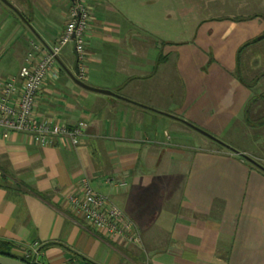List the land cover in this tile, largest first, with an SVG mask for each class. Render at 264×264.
<instances>
[{
	"label": "crops",
	"instance_id": "1",
	"mask_svg": "<svg viewBox=\"0 0 264 264\" xmlns=\"http://www.w3.org/2000/svg\"><path fill=\"white\" fill-rule=\"evenodd\" d=\"M7 1L33 29L0 1V73L15 76L32 45L38 57L59 39L72 0ZM121 1L93 0L98 17L87 2L86 72L95 74L82 82L123 99L76 85L60 66L73 72L74 63L58 57L60 68H51L33 113L68 127L85 122L79 144L0 135V240L41 264H264V172L180 121L219 140L232 126L251 127L244 110L251 84H264V61L250 83L229 71L238 62L235 49L264 38V26L230 15L206 19L191 41L168 46L127 38ZM173 57L182 86L177 100L168 95L164 69ZM83 177L133 222L140 244L108 236L72 211L66 197L80 191Z\"/></svg>",
	"mask_w": 264,
	"mask_h": 264
},
{
	"label": "built area",
	"instance_id": "2",
	"mask_svg": "<svg viewBox=\"0 0 264 264\" xmlns=\"http://www.w3.org/2000/svg\"><path fill=\"white\" fill-rule=\"evenodd\" d=\"M91 20L87 0H72L68 20L59 39L40 55L37 45H32L26 64L15 76L0 73V135L7 138L10 133L29 135L38 145H50L53 139H62L76 147L87 124L78 122L72 127L37 120L33 113L35 99L43 86L47 74L56 64L61 48L68 42L74 45L77 57V78L83 80L86 73L84 34ZM37 57V58H36ZM67 201L78 215L92 227L111 237L138 245L140 236L133 222L105 195L95 191L89 180H80V191L67 195Z\"/></svg>",
	"mask_w": 264,
	"mask_h": 264
},
{
	"label": "rangeland",
	"instance_id": "3",
	"mask_svg": "<svg viewBox=\"0 0 264 264\" xmlns=\"http://www.w3.org/2000/svg\"><path fill=\"white\" fill-rule=\"evenodd\" d=\"M92 1L87 0L93 15L98 17L97 9H94ZM96 4L101 3L96 2ZM54 5L59 8H55L58 11L54 13L59 15L61 6L56 3ZM119 8L125 16L119 18V23H122L123 28L129 31L125 34L127 38L133 34L137 39L146 42L158 44L168 42V46H171L170 42L178 44L191 41L195 36L198 24L206 19L230 15L239 24L247 22L252 25L256 23L259 28L264 26V0H124L119 2ZM54 29L56 30L55 27ZM248 36L250 39L253 38V35L249 33L245 38ZM256 39L253 38L252 42L249 41L250 43L245 47L243 46L248 42L235 49V53L237 50L235 62L238 61L239 65L236 63L235 67L229 71L232 78L247 80L250 83L251 78L254 80L263 70L264 66L257 65H263L261 61H264V38ZM242 47L243 49L240 51ZM58 57L65 61L66 65L71 66L74 63L73 43L68 42L64 45ZM56 65L60 68L57 62ZM164 69H167L168 79H170L168 84L171 92L168 95L177 100L182 86L176 72V59L173 57L168 65L164 66ZM85 74L87 77L95 72L88 70ZM251 85L253 86L250 88L251 98L256 96L258 91H264V84H262L263 86L261 84L260 86ZM253 127L252 125L246 128L244 125L245 131H243L232 126L227 131L229 134L221 137L220 140L225 144H231L232 147L234 146L233 148L245 150L257 158L264 159V134L262 136L261 131L259 132L260 127ZM199 137L201 136L199 135ZM201 139L209 141L206 138L201 137Z\"/></svg>",
	"mask_w": 264,
	"mask_h": 264
},
{
	"label": "water",
	"instance_id": "4",
	"mask_svg": "<svg viewBox=\"0 0 264 264\" xmlns=\"http://www.w3.org/2000/svg\"><path fill=\"white\" fill-rule=\"evenodd\" d=\"M4 5H6L7 7H9L11 10H13L22 21H24V23L30 28V30L33 31V29L31 28V26L29 25V23L21 16V14L19 13V11L11 4L9 3L7 0H0ZM37 36V35H36ZM262 36L258 37L257 39H261ZM74 55H75V62H74V66H73V72L67 70L64 66L61 65V63L59 62L58 58H57V62L60 63V66L62 67V69L67 73V75L71 78V80L78 86H80L81 88L91 91V92H95V93H100V94H105V95H110V96H114L120 99H123L122 97L116 95L115 93L108 91V90H104V89H98V88H93L90 87L88 85H86L84 82H82L81 80H79L77 78V57H76V53H75V49H74ZM175 118V117H173ZM177 119V118H176ZM185 125L189 126L190 128L194 129L195 131H197L198 133H200L201 135L209 138L210 140L222 145L223 147L235 152L237 155L241 156L242 158L246 159L249 163L257 166L258 168H260L261 170L264 171V167H262L260 164H258L254 159H252L250 156L243 154V153H239L238 151L232 149L230 146L226 145L225 143L221 142L219 139L215 138L214 136L210 135L209 133L193 126L192 124L186 122V121H182ZM0 264H25L22 261L18 260V259H14L11 257H6V256H1L0 255Z\"/></svg>",
	"mask_w": 264,
	"mask_h": 264
},
{
	"label": "trees",
	"instance_id": "5",
	"mask_svg": "<svg viewBox=\"0 0 264 264\" xmlns=\"http://www.w3.org/2000/svg\"><path fill=\"white\" fill-rule=\"evenodd\" d=\"M256 40H259V39H256ZM250 42H252V41H250ZM250 42L245 44L243 47L247 46ZM243 47L240 49V51H242ZM241 81H243V79H241ZM255 81H256V79H255ZM263 101H264V93H261L259 95L252 97L247 102V105H246L245 110H244V113H245L244 116H245V121L248 124H250L251 126L253 125L254 127H260V128L262 127V125L264 126V114H263L264 113V106L262 105ZM260 131L261 130H259V132ZM244 162L251 168L261 170L257 166L249 163L247 160H245ZM256 162L258 164H260L262 167H264L263 163H260L259 161H256ZM261 171H263V170H261ZM15 248L16 247L13 243H11L9 241H5V240H0V255L1 256H6V257L18 259L25 264H41L39 262V260L37 259L36 255H34V254L32 256H26V257H22V256L19 257V256L14 255L13 250ZM91 264H93V263H91Z\"/></svg>",
	"mask_w": 264,
	"mask_h": 264
}]
</instances>
